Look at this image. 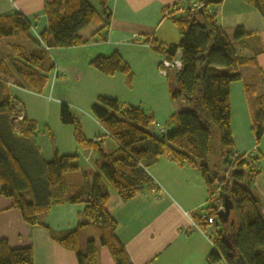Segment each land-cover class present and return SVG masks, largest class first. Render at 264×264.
Returning a JSON list of instances; mask_svg holds the SVG:
<instances>
[{
    "label": "trees",
    "instance_id": "trees-1",
    "mask_svg": "<svg viewBox=\"0 0 264 264\" xmlns=\"http://www.w3.org/2000/svg\"><path fill=\"white\" fill-rule=\"evenodd\" d=\"M96 1L100 10L86 0H45L48 27L38 39L32 38V27L21 14L0 16V196L10 200V208L19 212L29 228L47 229L43 218L54 205L83 204L78 227L50 235L51 239L73 252L77 264H98L99 246L108 248L115 264H131L115 236L116 223L105 211L108 192L123 203L142 192L160 193L148 169L159 158H166L178 167H191L200 173L207 202L218 193L221 201L227 196L233 205L227 222L221 221L219 212L206 208L216 221L211 263L223 259L226 264H234L241 258L245 264H264V214L253 188L254 179L264 170V157L258 152L236 154L230 124V86L241 81L239 67L256 66V62L255 58L238 57L217 23L212 8L222 0H187L203 5L195 11L178 4L171 11L164 10L163 16L173 22L180 35L176 44H163L150 37L142 41L166 61H173L180 53V69L175 72L170 98H183L187 109L168 118V131L153 135L149 132L154 122L150 113L98 97L90 112L115 146L111 153H104L97 141L84 138L69 107L61 104L60 121L73 126L75 145L96 151L98 174L91 182L83 176L74 189L64 179L65 174L78 171V166L71 163L73 157L55 155L49 163L40 157L31 140L36 123L25 117L8 86L42 94L48 74L55 69L49 50L86 45L106 31L110 20L106 0ZM244 2L264 19V0ZM91 24L98 29L83 38L80 32ZM18 33L28 37V45L8 40ZM248 37L241 28L232 33L236 42ZM89 66L105 76L120 73L128 81L132 77L115 52L92 59ZM260 85L256 80L245 83L254 107L251 130L256 143L264 132V85L263 93L256 96ZM192 218L199 225L197 212ZM85 226L94 230L95 238L87 240L81 252L78 230ZM0 264H33L32 249H11L6 240H0Z\"/></svg>",
    "mask_w": 264,
    "mask_h": 264
},
{
    "label": "crops",
    "instance_id": "crops-1",
    "mask_svg": "<svg viewBox=\"0 0 264 264\" xmlns=\"http://www.w3.org/2000/svg\"><path fill=\"white\" fill-rule=\"evenodd\" d=\"M86 1L100 10L96 0ZM177 3L178 0H106L110 20L105 32L96 35L86 45L49 50L55 69L48 74V83L42 94L8 86L11 97L23 106L25 117L36 123V132L31 140L45 162H51L55 155L73 157L71 163L78 166L75 173L87 176L89 182L98 174L95 166L96 151L81 149L73 144V130L67 129L64 134L58 132L57 135L50 133L47 136L37 132V121L26 113L28 97L41 100L48 98L58 109L61 104L67 105L78 121L84 138L91 142L97 141L104 153H111L115 146L90 112L98 97L115 99L144 111L150 110L154 122L149 132L153 135L163 132L159 131L160 127L168 128L166 122L171 115L187 109L183 98L175 101L168 99L165 82L157 72L163 56L155 54L142 43L147 37L167 45L179 41L180 35L175 25L163 16L164 10L171 11ZM44 5L45 0H0V16L21 14L32 27V38L38 39L48 27ZM212 12L231 40L236 55L244 59L255 58L256 62V66L239 67L241 81L230 86V124L234 152L239 155L258 152L264 157V132L256 143L251 130L254 107L245 91V83L256 80L261 84L256 96L263 93L264 19L244 0H222L212 8ZM95 27L94 30L83 29L80 35L89 38L98 29V26ZM235 28L243 29L249 37L233 41ZM114 52L120 55L131 70L129 81L123 74L105 76L89 66L92 59L107 57ZM175 72L171 83H174ZM171 83L170 89L174 85ZM71 106L83 110L87 121L84 117L77 118ZM158 108H161L163 114H158ZM77 157H84L83 164L79 163V159L77 162ZM213 159L217 163V158ZM148 172L160 193L142 192L123 203L109 191L105 205V211L117 226L115 236L131 264H213L209 259L211 246L201 233L191 227L193 214L207 207L204 204L207 202L206 187L200 173L191 167H178L166 158H159L149 167ZM78 180L76 176H71L65 181L75 189L82 182ZM253 188L264 214V170L254 179ZM10 205L9 199L0 196V240H6L11 249L30 247L33 264H77L75 254L56 244L50 235L76 229L82 220L83 204L52 206L43 218L47 229L29 228L19 212L11 209ZM90 229V226H85L78 230L79 246L81 238ZM83 242L84 239L81 244L84 248L79 249L81 252L85 249ZM98 264H115L107 247L99 246Z\"/></svg>",
    "mask_w": 264,
    "mask_h": 264
},
{
    "label": "rangeland",
    "instance_id": "rangeland-1",
    "mask_svg": "<svg viewBox=\"0 0 264 264\" xmlns=\"http://www.w3.org/2000/svg\"><path fill=\"white\" fill-rule=\"evenodd\" d=\"M86 28L88 30H94L96 27L91 24V25L87 26ZM19 34L20 33H18V35H16L15 37L9 38L8 40L10 42H12V43H19V44H23V45H28V43H29L28 37L26 35H21V34L19 35ZM29 35H31V34L29 33ZM162 62H163V60H161L159 62L158 66H157V72H158L159 76H161V78L165 82V93L167 92V95H169L168 96V99L170 101H175V100H172L170 98V84L169 83L172 82L173 77H174V71H176V70H174V69L169 70L168 71V73H170L169 76H167V74H165V75L161 74L159 72V69H162V66L160 64ZM172 84H174V83H171V85ZM173 86L174 85H172V89L174 88ZM144 99H146V98H144ZM51 102L52 101L50 99H48V98H45V99L41 100V99H33L31 97H28V101L25 104L26 113L27 114H30L37 121V124H38L37 125V132L39 131L40 133H42V134H44V135L47 136V135H50V133L53 134V135H57L58 132L64 134V131L65 130L67 131V129H69L70 131H72L73 130V126H71V125H65V124H62L61 123V121H60V115H59V110L60 109H58L57 106H53ZM22 108H23V106H22ZM71 108L75 112L77 118L80 119V118L84 117L85 121H87V118L85 117V114L83 113L84 112L83 110H81L79 108L74 109L72 106H71ZM145 109H147V108H145ZM158 109L159 110L156 109V111H159L158 114H163V112H160L161 111V108H158ZM146 112L147 113H151L150 110H148ZM163 125H164V122H163ZM59 129H61V131H59ZM167 130H168V128H165L164 127L163 131H167ZM63 140H64V137H63L62 141ZM71 142L73 144L75 143L73 135H72V138H71ZM52 144H54V141H53ZM81 152H82V155H85V153L83 151H81ZM78 159H79V163L83 164V162L85 160L84 157H79V158L77 157V159H76L77 162H78ZM91 164H93L92 161H91ZM71 176H76L80 180L83 179V177H82V175L80 173H68V174H65V180L68 181V179ZM80 180H78V181H80ZM204 204L205 205L207 204V207H210V206L213 205V201H208V202H206ZM94 238H95V236H94V230L93 229H90L88 231V234L86 236H84V237L81 238L80 246H78L79 249L80 248H82V249L84 248V247H81L82 239H84L83 245H85L86 242H87V240L94 239ZM97 245L99 246V243L98 242H97Z\"/></svg>",
    "mask_w": 264,
    "mask_h": 264
},
{
    "label": "built area",
    "instance_id": "built-area-1",
    "mask_svg": "<svg viewBox=\"0 0 264 264\" xmlns=\"http://www.w3.org/2000/svg\"><path fill=\"white\" fill-rule=\"evenodd\" d=\"M179 7H182L183 9L186 8H190L191 11H195L197 9L202 8V4L199 2H193V3H189L187 0H178ZM162 69H159V72L163 75L167 74L168 70H179L180 69V61L178 58H175L173 61H166L163 60V62L161 63ZM160 131H163V129L160 127L159 128ZM213 201V205L209 207L212 208V210H216L217 212H219L222 209V201L219 199L218 197V193H216L214 195V198L212 199ZM207 208V207H206ZM197 217H198V224L197 225L193 218L191 217V227L201 233L204 238L206 239V241L209 243V245L211 246V248H213L215 250V247L213 245V238L215 235V219L214 217H210L208 215V211L206 209H201L197 211ZM213 264H226L225 261L223 259L219 260L216 263Z\"/></svg>",
    "mask_w": 264,
    "mask_h": 264
},
{
    "label": "water",
    "instance_id": "water-1",
    "mask_svg": "<svg viewBox=\"0 0 264 264\" xmlns=\"http://www.w3.org/2000/svg\"><path fill=\"white\" fill-rule=\"evenodd\" d=\"M233 205L227 198V196H223L222 201V209L219 211V217L222 222H227L230 211L232 210ZM234 264H245V262L241 258H237Z\"/></svg>",
    "mask_w": 264,
    "mask_h": 264
}]
</instances>
